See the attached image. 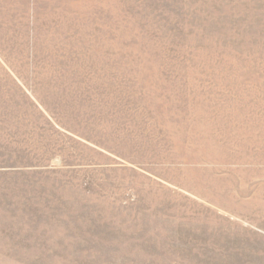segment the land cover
I'll return each mask as SVG.
<instances>
[{"label": "rangeland", "instance_id": "1", "mask_svg": "<svg viewBox=\"0 0 264 264\" xmlns=\"http://www.w3.org/2000/svg\"><path fill=\"white\" fill-rule=\"evenodd\" d=\"M0 264H264V0H0Z\"/></svg>", "mask_w": 264, "mask_h": 264}]
</instances>
